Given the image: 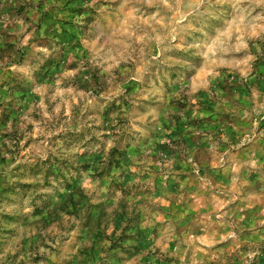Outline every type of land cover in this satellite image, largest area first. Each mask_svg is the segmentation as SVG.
Masks as SVG:
<instances>
[{
    "label": "rangeland",
    "instance_id": "374dc122",
    "mask_svg": "<svg viewBox=\"0 0 264 264\" xmlns=\"http://www.w3.org/2000/svg\"><path fill=\"white\" fill-rule=\"evenodd\" d=\"M0 264H264V0H0Z\"/></svg>",
    "mask_w": 264,
    "mask_h": 264
}]
</instances>
